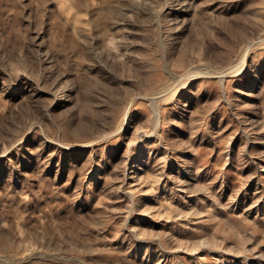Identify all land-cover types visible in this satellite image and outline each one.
Segmentation results:
<instances>
[{"label":"rangeland","instance_id":"374dc122","mask_svg":"<svg viewBox=\"0 0 264 264\" xmlns=\"http://www.w3.org/2000/svg\"><path fill=\"white\" fill-rule=\"evenodd\" d=\"M0 264H264V0H0Z\"/></svg>","mask_w":264,"mask_h":264}]
</instances>
